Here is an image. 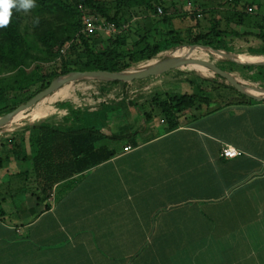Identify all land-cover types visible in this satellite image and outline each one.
Listing matches in <instances>:
<instances>
[{"label": "crops", "instance_id": "obj_1", "mask_svg": "<svg viewBox=\"0 0 264 264\" xmlns=\"http://www.w3.org/2000/svg\"><path fill=\"white\" fill-rule=\"evenodd\" d=\"M155 128L46 200L33 182L16 204L18 176L0 169V264H264V100H212Z\"/></svg>", "mask_w": 264, "mask_h": 264}, {"label": "trees", "instance_id": "obj_2", "mask_svg": "<svg viewBox=\"0 0 264 264\" xmlns=\"http://www.w3.org/2000/svg\"><path fill=\"white\" fill-rule=\"evenodd\" d=\"M133 1L145 5L154 14H158L157 7H160L162 14L158 15H162L161 21L164 24L171 25L172 19L179 17L188 18L194 22V25L188 26L184 30L171 27L163 38L153 43L148 42V35H145L139 38V42L135 43L132 50L128 51L122 49L126 40L125 34H122L123 31H121L114 34L115 38L110 43V49L94 51L89 44V40L92 39V35L89 34L92 32L81 33L82 21L79 6L105 22H112L120 27L119 15L121 7L126 5V0H117V5L112 13H109L98 0H74L73 3L69 0H35L36 7L31 10L40 15L39 23H36L35 26L38 27L36 37L43 56H32L31 48L20 30L21 11L14 9L10 25L7 28H0V74L15 71L11 75L0 78V116L24 104L60 75L73 71L122 72L140 60L150 59L157 53L176 46L200 44L217 50L231 51L228 46V37L253 36L259 41V44L248 46L247 52L264 55V24L258 26L259 32L256 34L238 33L229 27L232 21L241 20V16L246 15L244 9L242 12L235 10L239 5V0H231L230 4L233 10L230 9V12L224 13L226 26L229 24L227 28H222L221 18L216 17V13L219 11L205 8L196 0H186L183 12H176L173 15L167 13L162 0ZM187 1L199 9L200 17L196 16L197 11L190 10L186 6ZM202 16L208 18V26L199 23ZM181 34L183 35L181 36ZM77 44L79 47L82 46V53L75 52ZM190 49L193 50V48ZM190 49L181 48L173 52L182 53L190 58ZM200 50L205 53V56L196 59L204 61L210 55L220 57L223 53L204 48H200ZM242 57L244 56H233L236 60ZM50 60L58 61L56 66L49 67L51 72L41 64L42 61ZM29 63H33L34 66L27 70L25 65L27 66ZM244 68L253 67L244 66ZM257 69L253 79L264 80V66H258ZM196 79L200 84L198 93L174 94L169 99L159 102L160 115L166 124L165 130L177 128L191 110L201 104L208 105L212 100H220L222 103L225 100L226 103L255 101L225 84L224 79L218 75L214 80L199 77ZM110 83L125 82L110 81ZM190 83L193 84V81L191 80ZM220 90H229L234 96L223 100L219 96ZM211 92L213 95H206ZM16 94L20 95L21 99H18L17 103L10 104L9 102L17 100ZM127 102L133 105V102L129 100ZM68 105V103H62L60 106L68 107ZM123 105L124 100L112 104L103 103L101 109L87 114L85 122L77 119L76 126L66 129H60L47 123L32 126L30 129L34 131V134L31 136L33 146L31 156L18 154L11 159L0 157V169L8 175L23 177L26 182H34V195L37 198L48 199L58 183L113 157L115 150L109 146V143L119 141H122L123 144L137 143V130H130L125 134H109L102 130L101 123L98 122L100 115L106 118ZM144 117L150 119V113H144Z\"/></svg>", "mask_w": 264, "mask_h": 264}, {"label": "rangeland", "instance_id": "obj_3", "mask_svg": "<svg viewBox=\"0 0 264 264\" xmlns=\"http://www.w3.org/2000/svg\"><path fill=\"white\" fill-rule=\"evenodd\" d=\"M74 0H69L73 3ZM99 3L107 8L109 13H112L117 5V0H98ZM167 13L173 15L176 12H183L186 0H162ZM202 6L208 9L219 11L216 13L217 18H221L222 28H227L224 20V13L233 10L230 4L231 0H196ZM84 12H90L82 8ZM246 11V15H242L241 20H234L229 27L238 33H252L259 32L258 26L264 24V0H239V5L235 10L242 12ZM175 11V12H174ZM232 12V11H231ZM162 14V13H161ZM96 21L98 26H101L105 21L90 14ZM40 17L33 10L28 13L21 11L20 30L26 38V42L30 46V53L32 56H43L41 53V46L36 37V28L34 18ZM162 15L154 14L145 5L138 4L133 0H126V5L121 7L119 15V25L123 28L125 34L126 44L122 47L124 51L132 50L135 43L139 42V38L148 35V42L153 43L163 38L167 31L173 27L175 29L184 30L186 27L194 25V22L188 18L174 17L172 23L164 24ZM201 25H209L208 18L203 16L199 19ZM92 39L89 44L94 51H104L110 49L111 41L115 38L114 34L105 33L101 30H95L91 34ZM183 34H181L182 36ZM87 38V37H86ZM228 46L231 51H225L229 56H244L239 61L243 62H257L264 61V55L252 54L247 52L248 46H257L259 41L253 36L244 37H228ZM75 44V43H74ZM200 44L176 46L168 50L161 51L150 59H143L132 64L123 72H131L140 68L146 67L152 63H156L168 57L169 52L180 50L181 48L190 49V58H203L204 52H201L200 47H194ZM78 53L83 52L82 46L77 44ZM203 46V45H200ZM220 57L210 55L207 61L222 69L231 75L237 82L264 88V80H254L253 76L258 71V66L264 65H243L232 62L223 56ZM178 61V60H177ZM49 72L52 70L49 67H54L58 61H42L41 63ZM34 66L33 63L25 65V69L30 70ZM244 66H251L253 68L246 69ZM207 70V69H206ZM13 72H2L0 78L11 75ZM213 74V75H212ZM61 76V75H60ZM199 78L215 79L216 75L210 70L201 71L192 65H183L178 68L170 69L159 75L149 76L141 79L127 81L125 83H110L104 79H78L62 84L56 91L46 96L32 107L21 112L17 119H11L2 127H0V157L9 159L15 155L31 156L33 153V146L31 136L34 131L30 129L34 125L40 123H47L51 126L66 129L76 126L77 119L85 122L88 113L96 112L101 109V105L118 103L124 100V105L121 108L106 116L100 115L98 122L101 123V128L104 132L111 134H125L130 130H137L142 132L146 129L156 126L154 129L158 132H163L166 129V124L160 115L158 107L159 102L169 99L174 94L182 93H198V86L200 85ZM191 80L193 84H191ZM221 81V79H218ZM202 86V85H201ZM221 94L227 95L228 91H221ZM206 95H213V93H206ZM16 101L9 102L10 104L17 103L21 96L16 94ZM133 102V105L127 101ZM41 103V104H40ZM62 103H68V107L60 106ZM214 103V102H213ZM40 105V106H39ZM38 106V107H37ZM15 107V106H14ZM34 108V109H33ZM33 109V110H32ZM29 112V113H28ZM150 113V119L144 117V113ZM77 116V117H75ZM123 144L122 141L109 143L112 148H118ZM8 175V174H7ZM6 176V175H4ZM7 177L10 178V175ZM13 189V201L17 204L21 200H26L27 194L32 192V181L26 182L23 177H12L9 180ZM16 187V188H15ZM15 188V189H14Z\"/></svg>", "mask_w": 264, "mask_h": 264}, {"label": "water", "instance_id": "obj_4", "mask_svg": "<svg viewBox=\"0 0 264 264\" xmlns=\"http://www.w3.org/2000/svg\"><path fill=\"white\" fill-rule=\"evenodd\" d=\"M194 47H200L204 49H209L212 51H219L217 49H213L211 47L207 46H194ZM223 56H226V58L232 62L243 64V65H264V61H257V62H243L239 61L233 58V56L227 55L225 52H223ZM199 65L207 70H210L215 75H218L220 78H223L225 81V84H228L232 86L236 91L242 93L243 95H246L253 100H264V88L258 87V86H250V85H244L239 82H237L231 75L223 71L222 69L218 68L214 64L208 62L207 60H198V59H187L184 61H173V59H170L169 57L160 60L156 63H154L151 66H148L143 69H139L137 71H134V73L131 72H109V71H73L69 72L67 74L61 75L53 79L49 85L41 90L40 92L36 93L33 97H31L29 100H27L24 104H21L14 108L12 111L0 116V127H2L4 124H6L8 121L13 119V117L25 111L26 109L32 107L37 102L45 98L46 96L50 95L54 91H56L62 84H65L67 82H71L78 79H104L108 81H132L135 79H141L149 76H155L159 75L165 71H168L170 69L178 68L183 65Z\"/></svg>", "mask_w": 264, "mask_h": 264}, {"label": "built area", "instance_id": "obj_5", "mask_svg": "<svg viewBox=\"0 0 264 264\" xmlns=\"http://www.w3.org/2000/svg\"><path fill=\"white\" fill-rule=\"evenodd\" d=\"M186 6L190 10L197 11L198 14L196 16L200 17L199 9L195 6H192L191 2L187 1ZM79 8L81 10V21H82L81 33L86 34V33L93 32L95 30H101L105 33L116 34V33H120L123 30V28L117 27L112 22H104L103 24H101V26H98L96 21L93 19V17L87 12L83 11L82 9L83 7L79 6ZM157 12L158 14L162 13V10L160 7H157ZM124 150H128V147H124ZM241 154H242L241 151L229 145H223L221 148V153H220L221 157L227 158V159L235 158Z\"/></svg>", "mask_w": 264, "mask_h": 264}, {"label": "clouds", "instance_id": "obj_6", "mask_svg": "<svg viewBox=\"0 0 264 264\" xmlns=\"http://www.w3.org/2000/svg\"><path fill=\"white\" fill-rule=\"evenodd\" d=\"M36 7L35 0H0V28H7L12 20L13 10L28 13ZM39 23V18H34Z\"/></svg>", "mask_w": 264, "mask_h": 264}, {"label": "bare ground", "instance_id": "obj_7", "mask_svg": "<svg viewBox=\"0 0 264 264\" xmlns=\"http://www.w3.org/2000/svg\"><path fill=\"white\" fill-rule=\"evenodd\" d=\"M168 57L170 58V59H173V61H184V60H187V59H190V58H188L186 55H184V54H182V53H179V52H169V55H168ZM154 63H152V64H150V65H148V66H151V65H153ZM192 66H194V67H196V68H200L201 69V71H207L205 68H203V67H201V66H199V65H195V64H191ZM148 66H146V67H148ZM146 67H143V68H146ZM143 68H140V69H143ZM139 70V69H138ZM135 71H137V70H135ZM131 73H134V71H131ZM213 75V74H212ZM214 80V79H213ZM41 104V103H40ZM36 105V104H35ZM40 106V105H39ZM38 107V106H37ZM34 109V108H33ZM32 109V110H33ZM29 113V112H28ZM19 114L20 113H18V114H16L14 117H13V119H17V117L19 116Z\"/></svg>", "mask_w": 264, "mask_h": 264}]
</instances>
